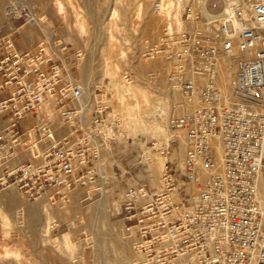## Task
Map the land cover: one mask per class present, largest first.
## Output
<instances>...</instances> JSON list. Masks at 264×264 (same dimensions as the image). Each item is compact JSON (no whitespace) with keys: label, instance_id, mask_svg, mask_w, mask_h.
I'll list each match as a JSON object with an SVG mask.
<instances>
[{"label":"built area","instance_id":"built-area-1","mask_svg":"<svg viewBox=\"0 0 264 264\" xmlns=\"http://www.w3.org/2000/svg\"><path fill=\"white\" fill-rule=\"evenodd\" d=\"M163 1L162 35L147 54L165 58L169 89L199 107L170 118L185 134L182 158L178 140L152 142L169 157L158 188L136 181L124 191L130 264H264V0H173L177 9ZM67 51L62 40L22 50L13 34L0 36V187L16 185L28 200L52 191L70 202L118 144L101 131L111 106L99 88L84 89L79 55L66 62ZM226 57L228 92L219 84ZM129 166L131 174L137 164Z\"/></svg>","mask_w":264,"mask_h":264},{"label":"rangeland","instance_id":"rangeland-1","mask_svg":"<svg viewBox=\"0 0 264 264\" xmlns=\"http://www.w3.org/2000/svg\"><path fill=\"white\" fill-rule=\"evenodd\" d=\"M156 2L157 0H0V36L13 34L22 50L32 49L49 37V40L55 42L62 40L68 47L64 54L66 62L73 58L74 53L79 55V78L86 87L99 88L104 94L106 105H109L106 101L112 97V93L106 89L109 79L104 72V63L114 59L116 61L120 50L125 51L124 58L117 59L121 72L128 82L151 89L154 100H162L166 119L163 134L153 136L151 133H124V121L120 117L115 118L117 126L112 128L114 132L106 134L116 136L118 144L109 154L110 157L106 156L98 163V167L100 163H104L106 176L100 170L101 174L95 177L94 182L72 192L68 203L56 197L51 200L52 191L38 199L28 200L16 185L0 187V209L10 218L8 228H4L0 217V264L132 262L135 256V229L130 235L125 228L124 214L121 212L123 194L127 186L136 181L146 183L155 191L163 169L151 171L144 164L145 157L142 161H135L133 154H147L153 160L165 157L166 162L169 157L166 158L161 150H152L150 147L155 141L167 145L171 139L179 141V147L174 144L178 158H182L185 152L184 131L173 130L169 123L172 99L167 92L165 58L160 54H147L150 46L161 37L165 23L161 14L155 10ZM16 4L32 9L44 26L43 29L17 13L8 18L6 13L12 11L11 8ZM147 20L152 21L149 31L146 29ZM81 24L84 27L82 30ZM180 28H184V24ZM173 100H181L179 103H183L180 95L173 96ZM110 108L112 111L113 106ZM183 112L184 110L179 111ZM6 119L4 114L0 115V130L7 122ZM107 124L106 122L102 128L105 129ZM133 160L137 167L133 166L130 174L129 162ZM139 162L141 163L138 164ZM97 199L101 200L103 207H97ZM50 214L55 221L46 232L43 228ZM71 222L73 224H69ZM65 232L70 234L69 247L61 236ZM8 249H17L19 255L10 252L3 258Z\"/></svg>","mask_w":264,"mask_h":264},{"label":"bare ground","instance_id":"bare-ground-1","mask_svg":"<svg viewBox=\"0 0 264 264\" xmlns=\"http://www.w3.org/2000/svg\"><path fill=\"white\" fill-rule=\"evenodd\" d=\"M163 5L166 9H177L176 3L173 0H164ZM8 6H9V4H8ZM147 6H149V5H147ZM11 9H12V11L6 13L7 14L6 16L8 18H11L13 16V14L17 13L18 15L25 16L26 20H28L29 22L35 23L36 25H38L40 27L42 26L39 19H37V17L34 15L33 10L30 9L28 6L16 4ZM178 9L180 10L179 7H178ZM178 21L177 22L179 24H181L180 20H178ZM43 27L44 26H42L41 28L43 29ZM153 27H154V25H153ZM83 28L84 27L82 25L81 30ZM151 28H152V21L147 20L146 21L147 31H149ZM51 37H52V34H51ZM49 39H51V38L49 37ZM49 39H47V40H49ZM112 40L114 41V39H112ZM111 48H113V47H111ZM113 54H114V52H113ZM113 54H111V55H113ZM125 54H126L125 51L120 50V52L117 54L119 56H116V57H117V59H118V57L121 59V58H124ZM108 58H110V57H108ZM117 59H116V61H115V59H114V61L108 60V61H105L106 63H104V64H106V65H104L106 67L104 72H105V75L109 79V82L106 85V89H107V91H110L112 93V97L107 99L106 103L113 106V110L110 111L108 114V118H107L108 124L106 127H104L105 129H103L102 127L105 126L106 124L101 127L102 133L104 135L111 136V135L106 134V133L114 132L112 129L113 128L112 125L115 123L114 119L117 117H120L124 121V123L122 124V125H124V130H123L124 133H128V134L151 133L153 136L162 135L164 127H165V122H166V119H165L164 114H163L164 107H163L162 100L161 99L154 100L151 97V89L147 88L146 86H141L139 84L137 85L135 83L133 84L132 82H128L127 79L125 78L124 74L121 72V66H120V63L118 62L119 60L117 61ZM233 59L234 58H227V57L224 58L223 63L221 64V67L219 70V84L221 85V87L223 88V90L225 92L230 91V88H231V76L233 74V62H234ZM220 71H221V77H220ZM80 81H81V79H80ZM81 83H82L85 90L91 88L89 86L86 87L84 85L83 81H81ZM167 92H168V95L171 96V99H172L171 100L172 112L169 116V122H170L171 116L180 111L181 106L183 107V109L185 111H194L195 109H197L199 107V103L197 100L186 101L185 97L183 95H181V93L178 91H172L168 87ZM178 95L182 96V102L183 103H179V101L181 102V100H173V96H178ZM185 102H187V103H185ZM45 109L47 111H49V106L47 104L45 106ZM215 148H216V158L218 160V166L220 169H222L223 148H222L221 143H217ZM136 155H137V157H136ZM133 157H134L135 161H142L145 157L146 161L144 164H147L149 166V168H147V169H149L151 171L154 169H159V168L161 169L165 165V159H164L165 157L153 160L147 154H146V156H144L143 153H139V152H135L133 154ZM166 158H167V156H166ZM99 162L100 161L97 162V166H98ZM99 169L102 171L103 175L106 176L105 165L103 162L99 164ZM49 192H47V193H49ZM50 197L52 200L53 199V192H51ZM100 199H97L98 201H97V203H95V204H97V207L101 206V200ZM101 207H103V205ZM0 217L2 219V223L4 225V228H8V226L10 224V218L1 209H0ZM47 219L48 220L46 221L47 222L46 226L43 228L46 232L49 230L51 224L54 223V221H55L54 217L51 214L48 216ZM69 224H73V222H71ZM69 235H70L69 232H65L61 235L67 247H69L70 242H71ZM123 243L126 244L125 241ZM10 252H13V253H16L17 255H19L18 254L19 251L17 249L11 250V251L8 249L5 251L6 254L3 256V258L7 257V255Z\"/></svg>","mask_w":264,"mask_h":264}]
</instances>
